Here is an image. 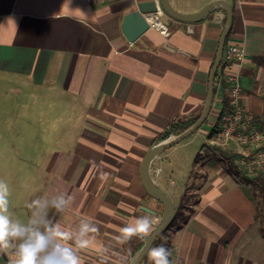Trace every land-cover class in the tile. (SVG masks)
Listing matches in <instances>:
<instances>
[{"label":"crops","instance_id":"obj_1","mask_svg":"<svg viewBox=\"0 0 264 264\" xmlns=\"http://www.w3.org/2000/svg\"><path fill=\"white\" fill-rule=\"evenodd\" d=\"M140 1L0 0V180L9 186V215L28 224L32 200L71 197L63 212L49 205L40 214L74 233L95 223L81 264H128L146 238L121 243L119 230L149 213L161 218L162 204L142 185L141 162L172 121L200 114L225 21L223 10L196 22L159 14L167 34L150 26L128 41L122 20ZM169 1L194 13L215 0ZM222 1L232 9L225 46L245 50L227 71L237 73L241 102L264 127V0ZM4 82L23 96L10 97ZM218 91L206 128L192 134L203 144ZM190 139L151 162L155 183L187 216L165 231L170 264H264V196L229 170L230 151L205 144L199 172L196 161L190 166L198 182L179 189L177 151ZM13 259L14 249L0 250V264Z\"/></svg>","mask_w":264,"mask_h":264},{"label":"clouds","instance_id":"obj_2","mask_svg":"<svg viewBox=\"0 0 264 264\" xmlns=\"http://www.w3.org/2000/svg\"><path fill=\"white\" fill-rule=\"evenodd\" d=\"M107 174L102 175L106 179ZM9 186L0 180V250L14 249L12 264H81L79 251L88 248L95 240L99 229L91 220L82 222L79 229L65 231L60 224H48L40 214L49 205L63 212L72 198L66 194L51 201L34 199L29 204L34 209L28 224L14 222L9 215ZM39 209L40 211H35ZM43 225L44 227H40ZM163 227L162 219L154 213L134 218L122 227L120 242L126 243L132 237L151 238ZM18 241V243H13ZM169 250L163 245L148 250L151 264H170Z\"/></svg>","mask_w":264,"mask_h":264},{"label":"water","instance_id":"obj_3","mask_svg":"<svg viewBox=\"0 0 264 264\" xmlns=\"http://www.w3.org/2000/svg\"><path fill=\"white\" fill-rule=\"evenodd\" d=\"M217 10H223L225 13V21L222 32L219 37L218 47L215 58L209 72V79L207 85V94L200 114L197 119L185 130L176 135H170L168 138L154 141V143L146 151L140 166V179L145 191L154 199L162 204L161 219L163 227L160 228L151 238H146L140 248L132 255L128 264H140L143 257L150 249L158 235L166 231L175 216V205L171 197L155 183L151 173V162L161 152L171 147L172 145L182 141L188 136L195 133L205 122L211 110L214 98V79L217 70L220 66L223 50L225 47L228 32L232 23V9L228 3L222 0H215L207 4L203 9L194 13H183L176 10L169 0H145L136 4L135 8L127 12L122 20V31L128 41H134L144 31H146L150 24L148 22V15L150 13L163 12L168 17L182 21V22H196L207 18L210 14Z\"/></svg>","mask_w":264,"mask_h":264},{"label":"built area","instance_id":"obj_4","mask_svg":"<svg viewBox=\"0 0 264 264\" xmlns=\"http://www.w3.org/2000/svg\"><path fill=\"white\" fill-rule=\"evenodd\" d=\"M159 14L167 16L160 11L150 13L148 22L167 34L166 25L158 19ZM244 57V48L230 43L224 47L221 63L239 67ZM225 76L229 82L230 108L221 114L219 129L205 139V144L219 151H234L237 167L246 175H255L264 170V127L256 125L254 113L241 102L237 73L228 72Z\"/></svg>","mask_w":264,"mask_h":264},{"label":"trees","instance_id":"obj_5","mask_svg":"<svg viewBox=\"0 0 264 264\" xmlns=\"http://www.w3.org/2000/svg\"><path fill=\"white\" fill-rule=\"evenodd\" d=\"M230 33H231V28L228 32L227 38L230 35ZM258 59H260V58H258ZM230 67L231 66L229 64L221 63L218 70H217V73L215 75L214 95H216L217 91L219 90L218 92H219L220 96H219L218 101H219L220 108L217 111V116H216L215 121L213 122V125L207 131V137L213 136L214 133L219 129L221 114L225 110H228L230 108V98H229V94L227 91V89L229 87V82L226 80V76H225V74L228 72L227 70ZM197 117L198 116H196L192 119H186V120L177 119V120L172 121L170 123V125L166 129H164L161 132V134L154 141H158V140L168 138L170 135L179 134L180 132H182L183 130L188 128L197 119ZM207 122H208V118L205 120L203 125ZM203 125L200 128H202ZM229 151H230L228 153L229 155H227V166H228L229 170L240 175L246 183L252 185L257 191H259L264 196V170L255 174V175L244 174L237 167V165L235 163L236 154L234 153V151H231V150H229ZM182 207H183L182 205L175 207V216H174V219H173L171 225L175 224L179 218H182L184 220L187 218V216L184 215V213H183ZM164 235H165V231L160 233L150 248L156 247L158 245H163L164 247H166L169 250V253H170L169 261H170L171 243L168 239L164 238ZM140 264H151V262L148 259V251L145 254V256L143 257Z\"/></svg>","mask_w":264,"mask_h":264},{"label":"rangeland","instance_id":"obj_6","mask_svg":"<svg viewBox=\"0 0 264 264\" xmlns=\"http://www.w3.org/2000/svg\"><path fill=\"white\" fill-rule=\"evenodd\" d=\"M4 84L7 86V88H5L9 93V96L12 97H17V96H23V94L21 93H16L14 91V86L12 84H7L6 82H4ZM1 96L4 97V89L0 90V98ZM11 110L14 108V107H11V105L8 106ZM214 115H210L209 117V120H213ZM207 123H205L203 125V128H206ZM190 138H192V143L190 145H188L187 148H182V149H179L177 152H178V158L176 159V166H178V169H176V175L178 177L181 178L182 180V185L179 186V189L183 190V189H186V186L190 185L191 187H193V185H195L198 180H199V177H198V173H193V170L190 168L191 164L192 163H195L196 161V164H198L197 168H196V172H199L198 169L200 168V166L203 165V163L205 162V156L203 155V153L205 152L204 149H206V145L203 144L201 142V136L199 133H196V135H194V137H192V135L188 138V139H184L186 142H188L189 140H191ZM185 141H182L185 142ZM181 143V144H182ZM198 151H201L202 153H200V157L197 158V156L199 155V153L197 154ZM184 152H187L185 155H184V158H183V161L180 159L181 155H183ZM190 155H191V158H190ZM191 172H192V176H191ZM194 174V175H193ZM190 178V180H189ZM177 179V178H176ZM190 187V188H191ZM259 192V191H258ZM260 193V192H259ZM261 194V193H260Z\"/></svg>","mask_w":264,"mask_h":264}]
</instances>
